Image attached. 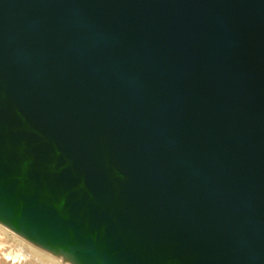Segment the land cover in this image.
Segmentation results:
<instances>
[{
  "label": "water",
  "instance_id": "obj_1",
  "mask_svg": "<svg viewBox=\"0 0 264 264\" xmlns=\"http://www.w3.org/2000/svg\"><path fill=\"white\" fill-rule=\"evenodd\" d=\"M0 226L65 264H264V0H0Z\"/></svg>",
  "mask_w": 264,
  "mask_h": 264
},
{
  "label": "bare ground",
  "instance_id": "obj_2",
  "mask_svg": "<svg viewBox=\"0 0 264 264\" xmlns=\"http://www.w3.org/2000/svg\"><path fill=\"white\" fill-rule=\"evenodd\" d=\"M6 230L1 226L0 233L5 234L6 236H10L12 238L11 244L15 242L17 247L15 244H14L15 246L14 245L4 246L5 243L2 244L0 246V264H65L60 259L54 258L44 253L43 251L30 245L29 243L19 238L18 236L8 234V230L7 232ZM2 240L4 239H0L1 242Z\"/></svg>",
  "mask_w": 264,
  "mask_h": 264
},
{
  "label": "rangeland",
  "instance_id": "obj_3",
  "mask_svg": "<svg viewBox=\"0 0 264 264\" xmlns=\"http://www.w3.org/2000/svg\"><path fill=\"white\" fill-rule=\"evenodd\" d=\"M0 228H1V226H0ZM2 228H3V227H2ZM5 230H6V229H5ZM6 232H7V230H6ZM8 234H10V235H11V234L14 235L13 233H11V232H9V231H8ZM0 235H1V236H0L1 238H0V239H4V240H2L3 243L0 241V242H1V243H0V246H1L2 244H4V243L6 244V245L4 244V246L14 245V244L16 245L15 242H13V244H11V243H12V238H11L10 236H6L5 234H2V233H0ZM3 237H5V238H3ZM7 237H9V238H7ZM6 238H7V239H6ZM10 240H11V241H10ZM6 242H7V243H6ZM15 245H14V246H15ZM16 247H17V245H16ZM24 253H25V252H24ZM59 261H60V260H59ZM60 262H61V261H60Z\"/></svg>",
  "mask_w": 264,
  "mask_h": 264
}]
</instances>
